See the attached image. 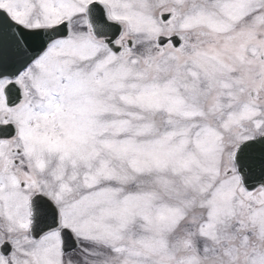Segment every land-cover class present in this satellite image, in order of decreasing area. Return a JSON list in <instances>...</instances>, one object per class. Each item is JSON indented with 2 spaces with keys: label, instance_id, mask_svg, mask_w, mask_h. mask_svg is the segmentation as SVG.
Returning <instances> with one entry per match:
<instances>
[{
  "label": "snow or ice",
  "instance_id": "6c2138e0",
  "mask_svg": "<svg viewBox=\"0 0 264 264\" xmlns=\"http://www.w3.org/2000/svg\"><path fill=\"white\" fill-rule=\"evenodd\" d=\"M0 264H264V0H0Z\"/></svg>",
  "mask_w": 264,
  "mask_h": 264
}]
</instances>
